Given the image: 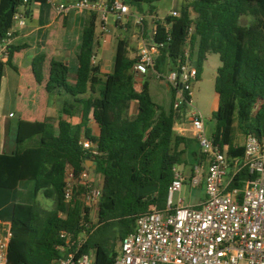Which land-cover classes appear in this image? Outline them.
Here are the masks:
<instances>
[{
	"label": "trees",
	"instance_id": "1",
	"mask_svg": "<svg viewBox=\"0 0 264 264\" xmlns=\"http://www.w3.org/2000/svg\"><path fill=\"white\" fill-rule=\"evenodd\" d=\"M36 1L41 13L49 11L47 0ZM157 1L124 0L144 13L147 5L146 13L155 16L153 41L163 44L155 58V70L164 73L166 63L168 70L174 69L187 59L189 47V59L199 79L207 56L218 54L221 65L214 83L217 108L212 114L215 128L211 138L220 148L228 147L229 158L242 157L244 147L235 142L237 128L245 135L253 133L264 139V34L259 26L264 23V0H194L180 6V17L167 15L162 22L156 19ZM23 3L0 0V42ZM244 16L252 22L243 25ZM96 18L91 13L84 24L70 63L50 61L45 85L47 93L65 95L60 100V113L70 117L79 114V123L60 119L54 126L46 121L20 120L15 151L0 154V220L12 225L8 264H56L65 246L60 232L79 234L84 223L93 230L81 251H93L96 264L112 263L117 243L134 230L137 217L152 207L166 205L174 167L188 165L179 144L188 145L192 139L174 131L186 105L183 113L174 108V91L169 85L172 97L167 110L153 99L148 80L141 89L136 88L132 73L136 58L128 57L126 40L118 41L112 73L102 76L100 66L93 63ZM25 46L7 45L6 60L0 58V91L4 67H14L15 52ZM43 62L44 56L33 62L38 83L44 79ZM71 67L75 68L74 84L68 81ZM133 102L138 112L129 115ZM92 120L100 129L97 136L89 127ZM82 138L97 145V156L82 148ZM87 160L93 161L95 168L90 169L102 177L95 224L92 208L83 201L84 186L75 183L72 199L65 198L67 169L72 168L77 177L88 170ZM253 177L243 168L234 175L231 187H241ZM152 184L157 185L154 192L138 194L140 187ZM40 195L53 200L54 208H42Z\"/></svg>",
	"mask_w": 264,
	"mask_h": 264
},
{
	"label": "built area",
	"instance_id": "2",
	"mask_svg": "<svg viewBox=\"0 0 264 264\" xmlns=\"http://www.w3.org/2000/svg\"><path fill=\"white\" fill-rule=\"evenodd\" d=\"M23 5L13 17L6 37L0 42V58L6 60L7 45L14 35L27 25L31 7L39 6L36 0H23ZM190 3L194 0H176ZM181 4V5H182ZM58 16L71 12H90L99 15L102 23L109 16L121 21L129 13V7L122 0H72L54 4ZM180 17V7H174L168 14ZM144 17L137 19L143 26ZM163 24L168 28L170 24ZM104 28V24H102ZM193 28L189 29V35ZM155 31L153 32V36ZM163 44L144 42L132 67L135 81L155 75L174 91V108L182 113L183 106H192V94L198 71L189 59L166 74L155 70V58ZM94 60V57H93ZM192 133L204 155V170L195 165L189 176L174 167V178L168 187L166 205L152 207L137 217L134 230L122 241L110 264H264V139L253 133L245 135L242 157L229 158L228 147L220 148L206 135L205 120L199 111L190 114ZM82 148L91 156L99 154L97 145L82 138ZM248 169L254 175L241 187H231L234 175L241 169ZM228 177V179H227ZM189 179L192 187L201 183L205 186V198L198 205L186 204L176 198L183 184ZM65 198L71 200L75 183L84 186L83 201L86 206L98 207L102 196V185L93 184L88 170L77 177L72 168L66 171ZM79 234L62 230L63 255L56 264H96L95 254L81 249L92 232L89 223ZM12 225L0 220V264L9 262V246Z\"/></svg>",
	"mask_w": 264,
	"mask_h": 264
},
{
	"label": "crops",
	"instance_id": "3",
	"mask_svg": "<svg viewBox=\"0 0 264 264\" xmlns=\"http://www.w3.org/2000/svg\"><path fill=\"white\" fill-rule=\"evenodd\" d=\"M47 1L50 5L49 11L43 10L41 13L40 6L33 5L27 15V25L18 31L12 39L13 44L26 46L15 52L12 59L14 67L8 65L4 67L0 91V154H12L15 151L18 122L20 120L46 121L54 126H57L60 119H65L74 124L80 121L78 120L80 118H77L76 115L72 117L61 115L60 100H64L65 95H58V93L49 94L45 89V85L52 59L66 64L71 62V55L79 46L84 24L89 19L91 13L71 12L65 16H58L55 12L54 4L66 3L72 0ZM122 1L124 2V0ZM181 4L182 2L175 1L174 7H180ZM146 6L144 5L145 13L135 8L137 15H134L131 12L133 7L128 5L129 13L123 16L118 24L113 16H109L108 20L102 23L99 15H96L93 63L100 66L102 76L106 77L113 71L119 40H126L127 55L130 59H135L138 56L144 42L152 41L153 32L156 27L155 16H150L146 13L148 10ZM141 16L144 17V21L143 26L139 27L137 19ZM41 19L46 21L41 23ZM156 19L158 22L164 20V18L160 19L157 14ZM102 24H104V28ZM39 56H44V79L42 83L37 82L32 70L33 62ZM98 56L100 57L99 60L97 59ZM141 80L144 82L145 79ZM141 80L135 81V86L136 82ZM68 81L74 84L76 75L70 73ZM17 112L19 115L16 114ZM137 112L138 105L136 102H133L131 104V115H136ZM182 115V118L176 122L174 131L176 135L192 139L188 145L185 143L179 144V150H184L187 159L191 161V164L184 165L182 169L186 176H189L195 165H200L202 170H204V157L201 147L192 133L190 116L186 112ZM89 127L93 135H99L100 129L94 120L90 121ZM195 143L198 144V148L194 147ZM196 155H199V157L197 156V158ZM197 187L203 189V195L199 201L187 204L198 205L204 200V183H201Z\"/></svg>",
	"mask_w": 264,
	"mask_h": 264
},
{
	"label": "rangeland",
	"instance_id": "4",
	"mask_svg": "<svg viewBox=\"0 0 264 264\" xmlns=\"http://www.w3.org/2000/svg\"><path fill=\"white\" fill-rule=\"evenodd\" d=\"M176 0H159L154 3L156 14L160 19L165 18L170 11L174 8ZM149 7L146 6V9ZM132 14L137 15L136 9L133 7L131 10ZM252 21L250 17L244 16L241 19L243 25H248ZM264 34V23L259 24ZM189 50V47H187ZM99 56L97 59L99 60ZM221 65V61L218 54H209L207 59L203 62L202 72L200 78L195 82L193 87L192 95V106L186 108L184 112L189 115L192 111H199L202 117L205 120V131L208 137L212 136V132L215 128V121L212 118V114L216 109V93L214 90L215 76L217 68ZM75 72V68L71 67V73ZM105 77V76H104ZM150 83L151 94L156 103L160 104L166 110L169 108L170 99L172 97V91L169 88L168 84L162 80L158 79L155 75H149L145 78ZM160 81H162L160 83ZM143 80L136 82V88L141 89ZM183 113V110L181 111ZM19 115V113H16ZM129 115H131V108L129 110ZM77 118L79 114H76ZM80 120V119H78ZM245 134H243L238 128L236 130V139L235 142L237 145L242 146L244 143ZM195 148H198V144L195 143ZM188 165L191 164L190 159H187ZM86 165L88 167V173L90 175L91 181L93 184L101 185L102 177L99 174H96L90 169L93 167V163L90 160H87ZM178 169H183L184 165H177ZM94 168V167H93ZM228 179V177H227ZM203 195V189L201 187H193L190 184L189 179L183 184L181 191L176 194V198L180 197L185 201V203H194L199 201ZM39 204L44 209H53L55 203L51 199L44 198L42 195L39 196ZM98 208L93 207L91 209V221L96 223L98 220L97 217ZM120 243H117L115 250L120 248ZM91 255L94 254L93 251H90ZM244 264V263H242Z\"/></svg>",
	"mask_w": 264,
	"mask_h": 264
},
{
	"label": "water",
	"instance_id": "5",
	"mask_svg": "<svg viewBox=\"0 0 264 264\" xmlns=\"http://www.w3.org/2000/svg\"><path fill=\"white\" fill-rule=\"evenodd\" d=\"M1 39V38H0ZM168 71V63H166L165 65V68H164V74H166ZM92 163L93 161L90 160ZM93 167L95 168V165L93 164ZM93 168V169H94ZM157 189V185L156 184H152V185H147V186H142L139 188L138 190V194L139 195H146V194H149V193H152L154 192L155 190Z\"/></svg>",
	"mask_w": 264,
	"mask_h": 264
}]
</instances>
